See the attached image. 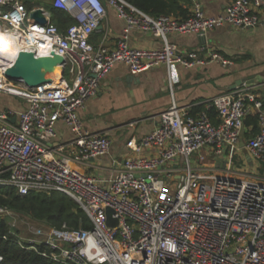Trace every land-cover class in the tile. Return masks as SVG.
<instances>
[{
    "label": "built area",
    "instance_id": "2783aa9c",
    "mask_svg": "<svg viewBox=\"0 0 264 264\" xmlns=\"http://www.w3.org/2000/svg\"><path fill=\"white\" fill-rule=\"evenodd\" d=\"M50 3L73 19L66 30L52 22L44 7L0 0V28L21 47L38 56L57 52L66 58L62 77L35 88L8 80L7 68H0V93L27 104L22 111L0 107V189L13 187L23 196L65 193L87 213L92 228L37 227L26 238L16 234L19 244L57 264H264V175L235 168L251 115L258 118L260 130L246 146L264 163V100L250 86L239 85L188 107L174 102L158 115L153 132L127 142L131 154L106 181L83 167L109 154L111 139L86 129L81 117L119 63L134 74L165 66L172 92L177 65H232L212 46L179 52L168 37L202 36L225 25L259 26L264 0H231L216 16L197 6L187 18L155 17L125 0ZM108 7L125 22L114 47L105 39L99 44L92 40ZM36 9L44 10L48 24L32 21ZM134 31L151 33L163 44L134 47L129 42ZM200 105L204 109L195 112ZM60 122L73 135L66 143L57 141ZM107 208L114 211L112 222ZM15 215L0 206L1 218L9 222ZM62 232L71 234L70 239Z\"/></svg>",
    "mask_w": 264,
    "mask_h": 264
},
{
    "label": "crops",
    "instance_id": "0c3cea01",
    "mask_svg": "<svg viewBox=\"0 0 264 264\" xmlns=\"http://www.w3.org/2000/svg\"><path fill=\"white\" fill-rule=\"evenodd\" d=\"M50 2L51 0L48 3L47 0H27L29 7H44L51 16ZM230 2L231 0H190L183 5L190 13L198 6L207 15L216 16L224 12ZM107 10V17L92 40L99 44L105 39L106 45L114 47L123 34L125 22L118 17L115 9L108 7ZM259 12L262 19L259 26L237 29L225 25L209 31L205 43L199 35H169V41L179 52L193 50L205 44L233 61L227 67L218 62L191 68L177 65V81L173 92L165 66L134 74L126 64H117L102 81L98 95L89 99L81 110L86 129L104 133L111 139L112 148L109 154L92 159L90 165L83 168L97 179H110L121 167L123 160L131 154L127 142L132 138L140 140L153 132L158 125V115L174 102L188 107L229 91L240 82L241 85L250 86L264 100V5ZM129 42L137 48H158L163 44L158 37L142 31H134ZM26 106V102L19 99L18 104L10 108L22 111ZM246 121L244 144H241L236 159L243 167L236 169L248 175L261 176L264 175V163L252 157L246 146L247 140L255 135L251 132L252 126H246ZM57 131L59 143H66L73 137L70 129L62 122L58 123Z\"/></svg>",
    "mask_w": 264,
    "mask_h": 264
},
{
    "label": "trees",
    "instance_id": "16d2710c",
    "mask_svg": "<svg viewBox=\"0 0 264 264\" xmlns=\"http://www.w3.org/2000/svg\"><path fill=\"white\" fill-rule=\"evenodd\" d=\"M139 10L152 15H175L187 18L190 12L184 3L190 0H125ZM51 20L61 30H66L73 23L71 16L53 6L49 7ZM204 109L203 106L195 108V112ZM212 115L215 110L210 111ZM246 126H252L251 132H259V123L256 116L249 117ZM249 133L247 137H249ZM0 206L8 207L17 213L31 216L38 221H46L50 226L61 228L67 225L71 229L92 228L91 219L80 205L70 196L62 192L31 193L20 195L13 187L0 189ZM3 236H8L4 239ZM18 236L13 234L7 218L0 217V264H57L44 258L40 253L27 249L18 242Z\"/></svg>",
    "mask_w": 264,
    "mask_h": 264
},
{
    "label": "water",
    "instance_id": "95a60500",
    "mask_svg": "<svg viewBox=\"0 0 264 264\" xmlns=\"http://www.w3.org/2000/svg\"><path fill=\"white\" fill-rule=\"evenodd\" d=\"M31 19L34 23L41 25H46L50 22L43 9L32 11ZM201 37L203 38V43H205L206 35ZM65 63L66 58L57 52H52L49 56H38L35 52L26 51L7 68L5 75L10 81L24 83L30 88H35L51 83L53 78L62 77L65 73ZM57 71L58 73H56ZM241 84L242 82L238 83V86ZM236 87L234 86L230 90ZM241 144L243 146L244 143L242 142ZM113 214L114 211L111 208H107V215L111 222L114 221Z\"/></svg>",
    "mask_w": 264,
    "mask_h": 264
},
{
    "label": "rangeland",
    "instance_id": "374dc122",
    "mask_svg": "<svg viewBox=\"0 0 264 264\" xmlns=\"http://www.w3.org/2000/svg\"><path fill=\"white\" fill-rule=\"evenodd\" d=\"M18 102H19V98L5 93H0V107L7 108L11 106H16ZM242 167L243 166L241 163L238 162L235 163V168H242ZM259 172L263 173V171L261 170ZM15 214H16L15 217L11 221H9V224L10 222L12 223L10 224V226L12 228L13 233L17 234L21 238H26L28 236H31L32 230L34 228L37 227L48 228L50 226V224L46 223V221H38L27 214L17 213V212H15ZM63 235H65V237L70 239L71 234L67 232H62V236Z\"/></svg>",
    "mask_w": 264,
    "mask_h": 264
},
{
    "label": "bare ground",
    "instance_id": "6f19581e",
    "mask_svg": "<svg viewBox=\"0 0 264 264\" xmlns=\"http://www.w3.org/2000/svg\"><path fill=\"white\" fill-rule=\"evenodd\" d=\"M30 51L28 47H21L12 33L0 28V68H8L20 58L23 53ZM58 73V71L56 72Z\"/></svg>",
    "mask_w": 264,
    "mask_h": 264
}]
</instances>
